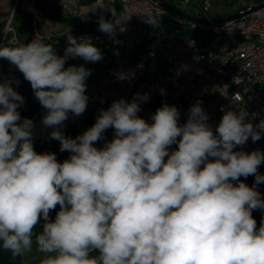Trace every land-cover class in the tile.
I'll use <instances>...</instances> for the list:
<instances>
[{
  "label": "clouds",
  "instance_id": "9594fccd",
  "mask_svg": "<svg viewBox=\"0 0 264 264\" xmlns=\"http://www.w3.org/2000/svg\"><path fill=\"white\" fill-rule=\"evenodd\" d=\"M118 25L98 20L109 37ZM65 36L64 56L39 34L0 46V58L18 68L47 110L42 123L57 129L51 138L70 153L62 162L55 153H37L32 121L20 122L24 98L0 83V248L15 258L35 245L39 264H264V217L257 226L252 215L264 210L257 188L264 183L258 172L264 152L235 150L261 139L264 119L254 125L245 109L229 110L213 131L198 101L183 125L178 109L167 104L149 123L137 115L138 100L147 96L137 94L132 102L113 101L83 134L65 137L58 128L69 113L86 111L91 74L83 65L65 67L66 61L103 59L91 38L70 30ZM109 128L113 139L97 148ZM173 144L178 147L170 151ZM249 175L255 176L251 187L240 180Z\"/></svg>",
  "mask_w": 264,
  "mask_h": 264
},
{
  "label": "built area",
  "instance_id": "2783aa9c",
  "mask_svg": "<svg viewBox=\"0 0 264 264\" xmlns=\"http://www.w3.org/2000/svg\"><path fill=\"white\" fill-rule=\"evenodd\" d=\"M49 1L77 19L80 26L71 31L74 37H89L92 43L119 41V54L99 78L87 84L86 109L100 100L111 104L120 99L132 102L139 94L147 99L138 100L137 115L149 123L156 110L167 104L178 109V122L183 125L198 101L213 131L229 110L245 109L254 125L264 119V0H224L240 1L241 5L235 11L240 13L237 18L222 23L213 22L218 17L210 15L211 0L170 2L176 9L204 21H192L167 11L159 0H93L95 12L84 10L79 0ZM105 8H115L116 15L112 17ZM148 15L158 22L153 26L145 23L143 17ZM101 16L119 24L114 37L99 31ZM12 31L8 20L0 46ZM39 36L52 44L56 53L67 47L65 34ZM146 41L145 54L139 57ZM120 72L128 73L129 78L117 79ZM79 117L69 113L58 129L67 128ZM177 147L173 144L170 151ZM235 150L264 152V134L255 143L249 138Z\"/></svg>",
  "mask_w": 264,
  "mask_h": 264
},
{
  "label": "crops",
  "instance_id": "0c3cea01",
  "mask_svg": "<svg viewBox=\"0 0 264 264\" xmlns=\"http://www.w3.org/2000/svg\"><path fill=\"white\" fill-rule=\"evenodd\" d=\"M84 10L91 11L95 8L93 0H79ZM10 20V25L13 29L12 32L7 34V38L2 46L7 44V40L16 37L21 42L28 43L31 41V36L35 33L43 37H60L67 33L69 30H75L78 28V22L76 18L67 16L59 7L54 5L49 0H0V40L2 32L4 31L7 21ZM105 41L117 50L116 54L111 58L108 65L103 68L99 74L95 77L88 76L86 78V85L99 78L101 73L110 65L113 59L119 54L120 47L118 43L110 40ZM47 44V42L44 41ZM95 43V42H94ZM99 43V41H98ZM96 43V44H98ZM99 45V44H98ZM63 52L57 53L58 56H63ZM73 58H69L66 61L65 67L69 65H75ZM20 73L15 65H12L8 60L0 58V83L6 82L7 79L13 75ZM13 85H17L20 82V76H14L11 79ZM21 121L28 119L21 115ZM82 116V115H81ZM42 118L32 121V136H40L53 131L54 127H47L42 123ZM30 120V119H29ZM22 264H39L42 259V254L36 251L35 245L33 251L20 257Z\"/></svg>",
  "mask_w": 264,
  "mask_h": 264
},
{
  "label": "trees",
  "instance_id": "16d2710c",
  "mask_svg": "<svg viewBox=\"0 0 264 264\" xmlns=\"http://www.w3.org/2000/svg\"><path fill=\"white\" fill-rule=\"evenodd\" d=\"M168 1L171 2V0ZM79 26L80 25H78V27ZM147 44L148 42L146 41L143 45V48L139 51L138 54L139 57L144 56ZM14 76H20V82L17 85H13L11 83L10 79ZM6 82H9L13 87V89L17 91L24 98V103L18 108V111L20 112L21 115L25 116L26 118L32 121H36L42 118L44 115H46L47 110L44 109L42 105L39 103V101L36 99L30 82L24 78L21 72L9 77ZM98 102H102L104 106L93 108L89 112L79 117L67 128L58 129V130L61 131L65 135V137H70V138H75L77 135L83 134L85 130L89 129L96 122V118L99 115V113L102 110H107L111 106V103L108 100H100ZM51 132L40 136H35V137L32 136V143L34 149L37 153H44V152L55 153L57 160L62 162L63 160L69 158L70 153L67 151L64 152L60 151V142L51 138L50 135ZM113 134H114V130L112 128H109L104 133V139L98 141L95 146L97 148H102L105 141H111L113 139ZM258 172L261 175H264V162H262L261 165L258 167ZM240 180L251 187L255 182V176L249 175L247 178L240 177ZM257 188L258 191L261 193L262 197H264V183L257 185ZM57 211H59V206H57L56 210L50 212V217L52 219L55 218ZM252 215L257 221V226H259L261 218L264 217V210H260V209L254 210ZM41 230H42L41 226L37 225L35 232L39 233ZM0 264H22V262L20 257L13 258L10 252L0 248Z\"/></svg>",
  "mask_w": 264,
  "mask_h": 264
},
{
  "label": "rangeland",
  "instance_id": "374dc122",
  "mask_svg": "<svg viewBox=\"0 0 264 264\" xmlns=\"http://www.w3.org/2000/svg\"><path fill=\"white\" fill-rule=\"evenodd\" d=\"M240 5H241L240 1L227 2L224 0H211L209 12H210L211 17L224 16L227 14L234 13L239 8ZM96 43H98V41L93 43V45L96 46L103 54V59L101 61L95 62V63L86 62L82 58H79V57H77L76 60L73 61V63H75V66L83 65L86 69H89L91 71V74L89 75L90 77L97 76L99 72L108 65L111 58H113V56L117 52L115 47H112L109 45L110 43L107 44L105 41H99L98 43L99 45ZM65 49L61 51V52L64 51L63 56L65 54ZM100 106L103 107L104 104L102 102L94 103L88 109H86V111L83 114L89 112L93 108H97Z\"/></svg>",
  "mask_w": 264,
  "mask_h": 264
},
{
  "label": "water",
  "instance_id": "95a60500",
  "mask_svg": "<svg viewBox=\"0 0 264 264\" xmlns=\"http://www.w3.org/2000/svg\"><path fill=\"white\" fill-rule=\"evenodd\" d=\"M159 1H160V5L163 6L167 11L173 12V13H175V14L183 17V18H186V19H189V20H192V21L202 20V19L193 17V16H191V15H189L187 13H184V12L176 9L168 0H159ZM239 15H240L239 12H234V13L228 14L226 16L215 18V19H213V22L214 23H222V22H225L227 20H231V19L237 18ZM202 21H204V20H202ZM205 22H209V21L205 20Z\"/></svg>",
  "mask_w": 264,
  "mask_h": 264
}]
</instances>
